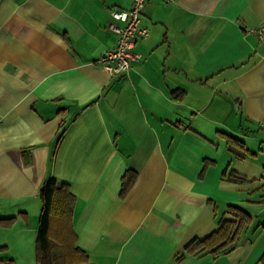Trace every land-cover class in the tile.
<instances>
[{
    "label": "crops",
    "instance_id": "crops-1",
    "mask_svg": "<svg viewBox=\"0 0 264 264\" xmlns=\"http://www.w3.org/2000/svg\"><path fill=\"white\" fill-rule=\"evenodd\" d=\"M130 4L0 0V219H10L0 264H39L47 178L74 195L84 264L264 255V41L253 33L264 0H147L139 18L149 37L114 78L97 60L116 47L110 11ZM228 205L251 218L239 245L225 256L185 253L231 218Z\"/></svg>",
    "mask_w": 264,
    "mask_h": 264
},
{
    "label": "trees",
    "instance_id": "trees-1",
    "mask_svg": "<svg viewBox=\"0 0 264 264\" xmlns=\"http://www.w3.org/2000/svg\"><path fill=\"white\" fill-rule=\"evenodd\" d=\"M135 178L132 172L123 176L121 195L128 191ZM228 180L238 183L245 181L233 173L229 174ZM39 198L41 212L35 238L39 264H84L87 255L77 247L76 235L71 226L74 195L69 187L47 178L40 187ZM225 213L231 218H220L218 229L202 240L191 241L186 245L185 253L199 255L206 252L217 257L233 251L239 245L242 230L251 223V218L241 208L232 205H228ZM9 220L0 219V225ZM261 256L259 264H264V255Z\"/></svg>",
    "mask_w": 264,
    "mask_h": 264
},
{
    "label": "built area",
    "instance_id": "built-area-1",
    "mask_svg": "<svg viewBox=\"0 0 264 264\" xmlns=\"http://www.w3.org/2000/svg\"><path fill=\"white\" fill-rule=\"evenodd\" d=\"M163 3H172L174 0H156ZM147 0H130V9L110 11L113 19L107 29L117 37L116 47L106 51L99 59L102 70L106 71L111 77L123 75L128 72L131 64L139 60V56L134 53L136 42L145 40L149 37L147 28L140 24V16ZM260 41H264V26H259L253 30Z\"/></svg>",
    "mask_w": 264,
    "mask_h": 264
}]
</instances>
